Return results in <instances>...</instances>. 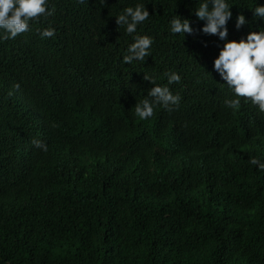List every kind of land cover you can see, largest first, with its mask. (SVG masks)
<instances>
[{
	"label": "trees",
	"instance_id": "trees-1",
	"mask_svg": "<svg viewBox=\"0 0 264 264\" xmlns=\"http://www.w3.org/2000/svg\"><path fill=\"white\" fill-rule=\"evenodd\" d=\"M198 2L51 0L53 16L0 41V264H264V180L249 163L264 161V143L245 124L264 129V114L246 102L225 106L231 94L211 69L215 37L169 33L176 13L195 20L189 7ZM229 2V37L238 38L248 27L233 29L236 12L250 17L256 0ZM135 3L147 4L137 31L153 45L128 65L120 58L131 38L114 16ZM49 23L51 43L35 31ZM258 23L249 26L264 30ZM74 65L84 92L66 86ZM168 71L181 76L169 88L184 116L175 126L177 111L134 117L120 94L144 93L143 73L158 84ZM12 83L55 125L46 152L32 144L44 135ZM180 136L188 148L172 151L167 140ZM197 176L215 182L211 192Z\"/></svg>",
	"mask_w": 264,
	"mask_h": 264
},
{
	"label": "clouds",
	"instance_id": "clouds-1",
	"mask_svg": "<svg viewBox=\"0 0 264 264\" xmlns=\"http://www.w3.org/2000/svg\"><path fill=\"white\" fill-rule=\"evenodd\" d=\"M100 4H105L106 0H99ZM193 3V0H192ZM147 4L135 3L124 6L115 16V24L124 30L125 35L131 38V42L126 44L121 54L120 62L131 65L134 61H145L149 57L153 45V37L148 34H141L137 31L138 26H143L150 13ZM233 5L229 0H199L196 7H189V11L195 20L175 14L168 21V31L173 35L202 34L204 36L215 37V47L217 52L212 59L211 69L220 81H222L231 98H226L224 104L227 108L236 111L241 102L251 104L264 114V30L251 28L249 21L255 18L257 25H264V3L256 0L255 6L250 10V17L246 18L243 11H237L233 29L239 32L242 27L247 26L248 31L238 38L229 37L228 22L233 19ZM55 13V6L51 0H0V41L11 40L19 34L29 31L30 22L45 21ZM197 21L202 22L198 28L194 27ZM36 33L41 39L48 38V42H53L56 29L49 23L43 28H36ZM207 47V42H204ZM59 58L63 61L60 50L57 51ZM74 75L66 78V86L81 90V81L77 73L76 66H72ZM165 81L158 84L157 79L147 73H143V80L151 85L144 93H140V88H126L119 96L121 102H128L134 105L133 116L144 121L153 118L157 114H167L177 111L178 118L172 124L175 126L178 120L184 115L180 111L181 102L178 93L170 90L169 85L179 83L181 76L176 71L164 73ZM116 82V77H111L106 84L100 86L108 91ZM18 83H12L9 87L10 94L23 105V111L28 115L30 121L36 129L41 130L44 140L33 139L32 144L47 151L46 140L49 133L53 132V126L47 116L40 115L35 108H38L28 97L29 92L20 89ZM83 91V90H81ZM84 92V91H83ZM255 131L253 138L257 147H262L264 143V129L254 122H245ZM172 151H185L189 145V139L180 136L169 142ZM264 155V147L261 152ZM249 163L256 166V170L264 180V161L253 156ZM204 180L210 192L215 184L214 181L197 176Z\"/></svg>",
	"mask_w": 264,
	"mask_h": 264
}]
</instances>
